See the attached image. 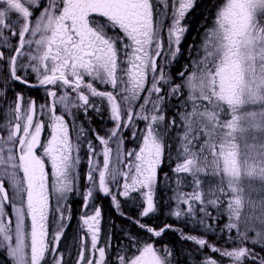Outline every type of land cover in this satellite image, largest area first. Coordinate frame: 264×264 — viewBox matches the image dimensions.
Listing matches in <instances>:
<instances>
[{
    "label": "snow or ice",
    "instance_id": "6c2138e0",
    "mask_svg": "<svg viewBox=\"0 0 264 264\" xmlns=\"http://www.w3.org/2000/svg\"><path fill=\"white\" fill-rule=\"evenodd\" d=\"M199 2L0 0V109L8 120L0 123V264H191L204 248L220 259L202 256L198 264H264V219H242L240 202L214 169L219 187L207 196L198 178L191 192L183 190L179 178L174 187L171 178L163 185L172 193L167 201L174 204L165 215L199 228L204 237L143 222L159 213L155 197L168 148L164 141L177 126L175 118L166 122V103L187 90L184 111L178 112L185 158L173 172L198 177L211 167L210 149L242 123L247 54L260 51L264 56V0H226L213 6L214 22L195 57V45H188L189 63L175 78L182 82L176 83L170 69L185 54L181 46L188 26L183 22ZM12 14L17 19H10ZM6 32L19 36L18 46ZM17 84L41 91L40 100L16 90ZM90 112L107 117L113 126L105 123L102 135L92 127ZM45 121L50 136L42 143ZM139 122H144L143 129ZM126 132L138 150L124 147ZM175 158H180L179 151ZM218 192L231 194L226 209ZM98 197L110 198L117 215L149 236L140 239L126 232L129 244L118 247L111 232L102 238ZM120 198L139 209L137 217L123 212ZM76 199L82 210L69 252L60 242ZM225 213L227 222L220 227ZM169 230L178 231L198 251L178 256L172 246L152 239ZM208 234L224 239V245L209 243Z\"/></svg>",
    "mask_w": 264,
    "mask_h": 264
},
{
    "label": "rangeland",
    "instance_id": "374dc122",
    "mask_svg": "<svg viewBox=\"0 0 264 264\" xmlns=\"http://www.w3.org/2000/svg\"><path fill=\"white\" fill-rule=\"evenodd\" d=\"M203 3L204 2L200 0L196 8L202 7ZM224 3H226V0H210V10L204 12L201 16V19L198 20L197 26L199 31L195 37L196 39L193 40L196 41L193 43L195 45L192 50L193 57L197 55L196 48L201 45V38L204 32L207 28L211 27L214 22L215 11L217 9L213 6H222ZM191 19V14H188L187 20H185L183 23L188 26ZM166 21L167 22L165 23H170L169 20ZM191 43L189 42L187 44V49L188 45ZM182 56L185 57V60H182V63L184 65L189 63L187 59V51ZM182 56L179 58V60L182 58ZM246 60V70L243 74L244 89L242 96L245 107L240 110L241 112H244L241 118V125L237 128L229 130L224 139L216 145L215 149H210L208 160L211 167L209 170L206 173H200L198 177H193L191 173H188L186 174V176H188L186 178L187 182L183 183L186 186L184 191L191 192L195 187L193 180L196 178L200 179V190H202L205 196H207L210 190L217 189L219 187V178L213 176L211 173V170L214 169L217 175L223 181L225 189L228 188L231 191L234 200L240 202V212L242 214L241 218L256 223L258 218L264 219V63H262V61H264V56H261L260 51H249ZM178 61L174 63L171 69L177 65ZM191 72L192 69L189 68L188 74H191ZM176 73L177 72L175 71V74ZM175 78L176 75H174V79ZM181 82L182 81H180V83ZM187 96L188 92L185 90L184 94L179 99L176 98L172 115H170V112L168 114L170 120L175 118L177 125L169 131V151L173 159H171V162H169L167 158L166 163H164L166 171L169 172L165 180L171 178L172 187L175 186L177 178L182 181L183 177V174H175L173 172V167L176 163H182L183 159L185 158L182 153L181 142L183 128L178 127L182 124V121L180 115H178V112L184 111V108H182L181 105L184 101H187ZM188 108L189 110L191 109V102L188 103ZM223 118L230 119V115ZM178 151L180 158L176 159L175 157H177ZM225 160L228 161L227 166L225 165ZM163 185L164 184L162 183V180H160L156 195L162 192L161 198L167 199V196L172 195V193L171 191H168ZM217 194L222 196V199L225 202L223 207L226 209L227 201L231 198V194L229 193L227 196L219 192ZM126 212L128 211L126 210ZM138 212L139 209L137 210L135 217L138 216ZM224 217L227 219V213H225ZM143 222L147 224V218H144ZM224 222L226 223L227 221ZM124 224L128 229L131 228L135 231L137 228L138 230H141L129 220ZM141 233L142 231H140L139 235ZM234 234L235 233H233V235ZM120 236L121 235L117 236V238L114 236L115 244H121V242H119ZM140 237L143 239L146 237V235L142 234ZM200 237L204 236L201 235ZM122 238L124 240L122 241L123 244L129 243L128 237L127 240H125L124 235L122 234ZM220 241L223 242L222 244L224 245V239ZM229 248H231V245H229ZM212 256H215L217 260L220 259V256H216L215 253H212L211 256L209 253L207 258H211ZM200 260L192 261L191 264H198ZM224 264H228V261L225 260Z\"/></svg>",
    "mask_w": 264,
    "mask_h": 264
},
{
    "label": "flooded vegetation",
    "instance_id": "af4514ba",
    "mask_svg": "<svg viewBox=\"0 0 264 264\" xmlns=\"http://www.w3.org/2000/svg\"><path fill=\"white\" fill-rule=\"evenodd\" d=\"M44 2H45V0H41V3H44ZM161 7H163V5H161ZM38 15H39V10L35 11L34 17L38 16ZM10 19H17V16L15 14H12L10 16ZM165 22H167V21H165ZM5 36L10 38V42L12 44L18 46V43H19V36L18 35L14 36L12 34V32H6ZM2 42H3L2 39H0V43H2ZM24 59L26 62V58H24ZM30 81L35 82V76H30ZM15 87H16V90H24L28 93L29 96L35 97L37 100H40V97L42 95L41 91L28 89L26 86L19 85V84H17ZM14 95H15L14 91L8 93L9 98L13 97ZM41 102H43V101H41ZM167 105H168V102L166 103V111H165L166 122L169 120V116H168L169 110H168ZM4 111H5V109H0V123L8 124V120L4 116ZM89 115L92 116V127L99 130L102 135L104 134V131H105V128H104L105 123H107L108 128H111L113 126L111 122L107 121V117H104V119H101V118L97 117L94 112H90ZM81 119L83 120L82 115H81ZM142 123H144V122H139V124H138V127L140 129L144 128V124H142ZM84 125L86 128L88 127L87 121H84ZM89 135L91 136V133H89ZM5 136H6V132H5ZM49 136H50V129L47 127V122L45 121V129L41 135V142L46 143V140ZM125 137H126V144L124 145V147L126 149L136 148L138 150V144L133 139H131V133L126 132ZM92 139L95 142V138L92 137ZM164 142L168 146V148H166V150H165V163H166V160L168 158L167 155L169 154L168 153L169 152V132H168V135H167ZM42 150H43L42 148H38V153H42ZM81 155H82V157L84 156L83 150L81 152ZM100 162L102 164V157L100 158ZM84 164H86V159L84 160ZM168 164H169V162H168ZM122 167H123V165H122ZM168 168H169V165H168ZM47 171H49V173H50V171H51L50 165L48 166ZM84 171H85V168L82 166L80 168V172L83 173ZM165 173H169V172L166 171V167L164 164L162 170L159 171V177H162V178L165 177L164 176ZM187 177L188 176H186V174H183L182 181L184 183L187 182V179H186ZM82 185H83V181H81V186ZM185 189H186V186L184 184L183 190H185ZM161 194H162V192L160 194H157L155 197L159 203V213L156 215H152V216L148 217L147 218V225H151V226H154L155 228L159 229V228L163 227L165 224H168V225L173 226L174 228L182 229L185 234L192 233V234H195L197 236H201V235L205 236V233L202 230H200L199 228L190 226L188 223L184 222L183 220L178 221V220L174 219L171 215H165V213L168 212L169 209L174 207V204L171 201H167L166 198L162 199ZM132 195L135 196L136 194L133 193ZM120 202H121V207H122L123 212L126 213L127 215L135 217V215L137 214L136 212H137L138 208L133 206L132 202L130 200L120 198ZM97 203L102 205L101 236H102V238L106 237L107 234L109 232H111L113 235V241H112L113 245H115L117 247L120 245L119 243H117V244L114 243V236H116V238H117V236L121 235L119 242H122V241H124L122 238V234H123L125 240H127V237L125 236L126 232H131L132 234H135L140 239H142V237H140V236H142V234L146 235L145 238H147L149 236V234H147L143 230H138L136 228L134 231V229L126 228L127 226L124 223H127L128 220L125 219L124 217L120 216V215H117V212L113 209V207L111 205L110 198H102L101 199L98 197ZM71 209H72V219H71L70 223L68 224L67 231H66L62 241L60 242L61 247L66 246L67 251H69V252L73 251V248H72L73 236H74V234L78 228V216L82 210L81 209V201L79 199L74 200L71 204ZM126 210L128 212H126ZM219 226L222 227V225H220V223H219ZM82 231L83 230H81V232ZM140 231H142V233L139 235ZM152 239H155L157 245L167 244V245L172 246L175 249L176 254L178 256L182 253V251H185L188 249L191 250L192 253H196L198 251L197 246L194 243H190L188 241L181 240V238L178 234V231L169 230V231H166L162 235L161 238H152ZM206 239L211 244H216L218 246H220V244L223 245L222 243H220V239L219 240L217 239L216 235L208 234L206 236ZM124 244H129V243H124ZM191 245H193V246H191ZM257 251H259V249H257ZM209 253L211 256L212 252H210L208 248H204L203 251L201 252L200 256L196 257V260H200L202 256L208 257ZM216 256H217V254H216ZM113 259H115V255H113ZM180 264H184V261L181 260Z\"/></svg>",
    "mask_w": 264,
    "mask_h": 264
},
{
    "label": "trees",
    "instance_id": "16d2710c",
    "mask_svg": "<svg viewBox=\"0 0 264 264\" xmlns=\"http://www.w3.org/2000/svg\"><path fill=\"white\" fill-rule=\"evenodd\" d=\"M202 1L204 2L203 5H202V7L196 8L195 11H193V12L190 13L191 16H192V19H191V21H189V24L187 23L188 26H189V29H188L187 35L185 37V40H184V42L182 44V49H184L185 52L187 51V44L189 42L190 43L192 42L191 44H193L194 43L193 40L196 39L195 37H196V35H197L198 31H199L198 26H197L198 20L201 19V16H202V14L204 12L209 11L210 8H211V6H210V0H202ZM182 60H185V57L184 56H182V58L178 61L177 65L171 69V75H172L173 78H174V75H176V77H177V73H179L180 70L183 68L184 64L182 63ZM175 71L177 72L176 74H175ZM175 82L176 83H180V80L179 79H175ZM175 101H176V98L173 97L168 102L167 107H168V110L170 112V115H172V112L174 110ZM167 175H168V173H167ZM165 179H166V177H163V179H162V183L163 184H164V180ZM220 220H221L220 221V225H222V223H223L222 222V219H220ZM220 240H223V239H220Z\"/></svg>",
    "mask_w": 264,
    "mask_h": 264
}]
</instances>
